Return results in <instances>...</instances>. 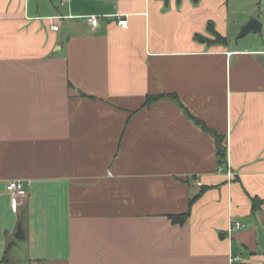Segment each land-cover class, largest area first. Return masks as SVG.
<instances>
[{
  "label": "crops",
  "instance_id": "0c3cea01",
  "mask_svg": "<svg viewBox=\"0 0 264 264\" xmlns=\"http://www.w3.org/2000/svg\"><path fill=\"white\" fill-rule=\"evenodd\" d=\"M263 3L0 0V261L22 224L29 264H264Z\"/></svg>",
  "mask_w": 264,
  "mask_h": 264
},
{
  "label": "built area",
  "instance_id": "2783aa9c",
  "mask_svg": "<svg viewBox=\"0 0 264 264\" xmlns=\"http://www.w3.org/2000/svg\"><path fill=\"white\" fill-rule=\"evenodd\" d=\"M118 19V25L123 27V28H128L129 27V20L125 18L124 16H117ZM62 18H60V21ZM101 21V16H90L88 18V22L92 26L93 29H96L99 27ZM52 31H59L60 30V24L53 25L51 27ZM220 170H223V167L220 168ZM228 176H232V172L230 170V167L228 169ZM198 185H201L199 183ZM7 191L11 195V203L12 207L14 210H18L22 204L23 201L27 198L28 196V185L22 181V180H14L11 181L8 186H7ZM246 227V224L243 222H240L235 219H231V223L228 229L229 235H232L235 232H238ZM239 260V257H234L233 261Z\"/></svg>",
  "mask_w": 264,
  "mask_h": 264
},
{
  "label": "trees",
  "instance_id": "16d2710c",
  "mask_svg": "<svg viewBox=\"0 0 264 264\" xmlns=\"http://www.w3.org/2000/svg\"><path fill=\"white\" fill-rule=\"evenodd\" d=\"M213 26H210V31L211 33L215 36V40L214 42H226V38H223L219 33H217L214 28H212ZM198 39L204 40V38L202 36H196ZM163 98H172L174 101H176L182 108H184V105L180 102V99L177 96H169V95H159V96H148L147 100H146V105H151L153 103H155L156 101H159L160 99ZM190 117L192 119H195L191 114H189ZM196 122L198 124H200L204 130L212 133L216 139H217V143H218V149H219V155L221 157V164H224L226 162V148L224 146V139L223 137L219 136L216 132L209 130L203 123H201L199 120L195 119ZM205 190H202L200 192V194L196 197H194L191 201H190V209L193 206V204L195 203V201L203 194ZM252 202H253V207L254 210L257 209L260 205H262L263 200L259 199V198H252ZM190 212H187L185 214L182 215H173L170 216V218L173 220L174 223H179V224H184L187 219L190 216ZM4 262L0 261V264H2Z\"/></svg>",
  "mask_w": 264,
  "mask_h": 264
},
{
  "label": "rangeland",
  "instance_id": "374dc122",
  "mask_svg": "<svg viewBox=\"0 0 264 264\" xmlns=\"http://www.w3.org/2000/svg\"><path fill=\"white\" fill-rule=\"evenodd\" d=\"M262 12H264V3L262 5ZM8 216L9 214L6 215L7 218ZM12 242L14 245L9 248ZM7 243L9 249H6V252L4 251V254L1 255V258L5 255V261L2 264H29V248L27 240H20L13 234L9 237Z\"/></svg>",
  "mask_w": 264,
  "mask_h": 264
},
{
  "label": "water",
  "instance_id": "95a60500",
  "mask_svg": "<svg viewBox=\"0 0 264 264\" xmlns=\"http://www.w3.org/2000/svg\"><path fill=\"white\" fill-rule=\"evenodd\" d=\"M66 28H63L62 33H61V42L63 43L65 36L68 35L67 31L65 30ZM263 29H264V24L263 22L257 18L253 17L251 20L243 27L241 33L239 34V38H243L251 33H258L259 35H263ZM16 238L18 239H24L25 238V232L22 228V224H19L17 233H16Z\"/></svg>",
  "mask_w": 264,
  "mask_h": 264
}]
</instances>
